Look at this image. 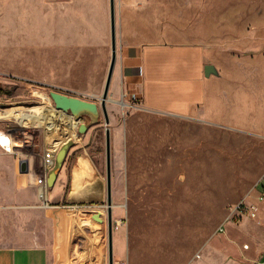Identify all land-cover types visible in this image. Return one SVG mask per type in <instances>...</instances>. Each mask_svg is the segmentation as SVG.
<instances>
[{
	"label": "rangeland",
	"instance_id": "1",
	"mask_svg": "<svg viewBox=\"0 0 264 264\" xmlns=\"http://www.w3.org/2000/svg\"><path fill=\"white\" fill-rule=\"evenodd\" d=\"M105 2L109 17L110 0ZM116 20L110 125L103 114L98 120L85 116L89 130L71 138L76 153L89 156L107 184L106 129L111 130L113 211L124 221V258L116 264H261L264 206L257 219L232 221L229 210L241 200L254 202L261 191L250 194L264 180V138L220 127L229 122L226 107L212 110L210 103L201 122L149 111L125 95L129 86L122 94L119 67L128 46L198 44L218 65L221 80L230 70L240 79L232 65L264 54V0H116ZM111 55V35L102 37V0H0V112L51 109V91L100 104ZM20 125L25 124L17 117L0 114L1 132ZM37 127L17 136L27 144L22 151L51 141L45 127ZM34 156L32 161L39 159ZM74 160L61 181L66 190ZM16 202L0 199V211L9 204L12 211L0 213L3 238L50 244L59 254L57 264H109L107 224L100 249L102 227L88 231L92 213L73 208L85 203L65 197L47 208L36 201L19 216ZM86 237L89 253L80 245Z\"/></svg>",
	"mask_w": 264,
	"mask_h": 264
},
{
	"label": "crops",
	"instance_id": "2",
	"mask_svg": "<svg viewBox=\"0 0 264 264\" xmlns=\"http://www.w3.org/2000/svg\"><path fill=\"white\" fill-rule=\"evenodd\" d=\"M107 11L108 5L102 0V37L106 41L108 35H111L110 16H107ZM256 60H259L258 64ZM207 65H213L218 72V65L209 59L204 46L198 44L128 46L122 51L119 67L122 94L124 88L129 86L125 95L139 99L147 110L182 119L193 118L200 122V119L204 118L202 114H206L208 103L211 104L212 110H215V107L220 110L226 107L229 122L226 125L220 123V127L227 128L234 134H249L256 138H264V54L257 55L255 61L232 65L233 70L239 71L240 79L233 78L231 70L226 80H221L224 76L218 74L207 77L205 74ZM210 81L211 87L208 91ZM220 81H226V88L220 86ZM118 88L119 85L116 84L115 89ZM244 116L249 118L250 122L244 120ZM241 117L244 119L240 120ZM71 135L76 139L74 133ZM78 148L79 146L70 148L64 169L62 168L58 181L51 189L50 198L57 200L66 197L71 203L103 204L107 201L108 195L102 172L89 156L76 153ZM43 150L44 147L42 149L34 147L32 150L19 152L20 155L8 154L2 150L4 157L0 156V199H7L9 203L17 200L15 211L19 216L27 214L28 204L40 201L39 159L32 161L30 158L33 155L39 158ZM74 156L66 190L67 187L61 181L64 180L70 160ZM24 161L28 163L26 172L21 171V164ZM259 182L261 180L252 187L251 195L256 192ZM256 201L257 199L254 202ZM4 208L0 213L12 212L10 204L5 205ZM93 215L94 213L87 219V230L90 231L95 225L102 227L99 233V245L100 249H103L106 224L94 220ZM113 217L114 264H116L123 260L125 248L122 225L116 223L123 219L120 220L116 211H113ZM117 231L120 233L119 236L116 234ZM80 245L89 253L91 247L89 238H82ZM96 253H99V250ZM72 254L73 257L76 256L75 249ZM58 260L59 254L50 244H43L40 241L26 243L21 237L3 238L0 235V264H57Z\"/></svg>",
	"mask_w": 264,
	"mask_h": 264
},
{
	"label": "water",
	"instance_id": "3",
	"mask_svg": "<svg viewBox=\"0 0 264 264\" xmlns=\"http://www.w3.org/2000/svg\"><path fill=\"white\" fill-rule=\"evenodd\" d=\"M110 24H111V62L106 79L103 95L100 100L101 103L87 101L79 97L70 96L60 91H51L49 96L56 107V109L72 115L77 123V131L79 135L85 134L89 130V125L84 122L85 116H90L94 120L103 114L105 124L110 125V116L108 113V102L110 99V88L114 76V71L117 63V20H116V0H110ZM205 74L210 77L212 74H217V70L213 65L205 67ZM123 104V103H122ZM72 141L64 144L59 150L55 165L49 173L48 184L53 188L57 182L59 173L61 172L70 148ZM106 161H107V213H96L93 219L101 224H107L108 227V244H109V264H114V248H113V231H114V217H113V195H112V136L110 128L106 129ZM27 161L22 162L21 171L26 172Z\"/></svg>",
	"mask_w": 264,
	"mask_h": 264
},
{
	"label": "built area",
	"instance_id": "4",
	"mask_svg": "<svg viewBox=\"0 0 264 264\" xmlns=\"http://www.w3.org/2000/svg\"><path fill=\"white\" fill-rule=\"evenodd\" d=\"M52 107V106H50ZM54 108H51L52 112ZM23 128H32V129H37V125L33 124L32 122L25 124L23 126H19L18 128L11 129L8 131L3 132L7 138H9V143L5 144L3 140L0 139V148L8 153V154H17L18 152L22 151V148L24 145L27 146L26 142L24 140H18L17 136L21 133V130ZM49 133V132H48ZM50 140H52L51 137H49ZM72 139H67L65 141H59V142H53L50 141L48 144L44 145V150L42 155L39 156L40 159V172L38 176V185L40 186V202L43 207L47 208H53L54 206L52 205V200L50 199V192L51 188L49 187L48 184V178H49V173L53 169L55 165V160L56 156L61 149V147L70 142ZM30 144V143H28ZM262 186V187H261ZM257 187L261 189L257 193V201L256 202H249L247 200H242L230 208V219L237 220L241 219L243 217H250L252 219H257L260 213V207L264 205V180L261 181ZM73 208H77L80 210H83L86 213H107V205L103 204H96V203H85L83 205H74ZM117 225H123L124 221L122 220L121 222H116ZM225 230L223 227L220 228V232H224ZM261 264H264V259L261 261Z\"/></svg>",
	"mask_w": 264,
	"mask_h": 264
},
{
	"label": "bare ground",
	"instance_id": "5",
	"mask_svg": "<svg viewBox=\"0 0 264 264\" xmlns=\"http://www.w3.org/2000/svg\"><path fill=\"white\" fill-rule=\"evenodd\" d=\"M46 100H48L50 106H52L51 108H54V112H52L51 109H47V107H41V109H45V111H41V109H26L14 113L0 112V114L5 119L17 117L22 121V124H28L32 122L33 124L44 126L45 130L49 132V137L52 138L51 141L53 142L65 141L67 139L73 138L74 136L72 137L71 134L75 132V135L77 136V123L74 117L56 109L50 96ZM23 115H25V117ZM0 139L3 140L5 144L10 142L9 138H7L3 132L0 133Z\"/></svg>",
	"mask_w": 264,
	"mask_h": 264
}]
</instances>
